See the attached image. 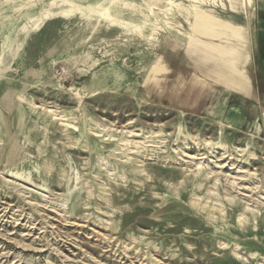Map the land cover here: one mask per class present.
<instances>
[{
    "label": "rangeland",
    "instance_id": "rangeland-1",
    "mask_svg": "<svg viewBox=\"0 0 264 264\" xmlns=\"http://www.w3.org/2000/svg\"><path fill=\"white\" fill-rule=\"evenodd\" d=\"M260 18L259 0H0V264H264V119L209 78L226 86L213 57L248 35L264 112Z\"/></svg>",
    "mask_w": 264,
    "mask_h": 264
},
{
    "label": "bare ground",
    "instance_id": "bare-ground-1",
    "mask_svg": "<svg viewBox=\"0 0 264 264\" xmlns=\"http://www.w3.org/2000/svg\"><path fill=\"white\" fill-rule=\"evenodd\" d=\"M238 28L241 30H246V32L248 31L245 27H238ZM237 42L238 43L235 47H231V52L233 53V56L228 57V56H224V55H218V56L214 55L213 58H214V60L216 59V63L219 64L218 68L220 69V74L218 75V78L221 81L225 82L226 86H228L229 88L235 89L236 91H239V92H243L247 89L246 87H247V84L249 82L247 73L243 70V66L247 62L248 50H249V46H250L251 42H250V39L248 38V35H246V37L244 39L240 38ZM188 156H187V158L191 157L193 159L192 156H190V157H188ZM223 165H225V164H223ZM241 176H242V174H241ZM242 177H244V176H242ZM19 259H20V257H19Z\"/></svg>",
    "mask_w": 264,
    "mask_h": 264
},
{
    "label": "crops",
    "instance_id": "crops-1",
    "mask_svg": "<svg viewBox=\"0 0 264 264\" xmlns=\"http://www.w3.org/2000/svg\"><path fill=\"white\" fill-rule=\"evenodd\" d=\"M260 1V3H261V18H260V33H259V37H260V40L262 41V45H263V47H264V0H259ZM247 63H248V60H247ZM247 65V64H246ZM208 76V75H207ZM215 77V75H212V77L210 76L209 78H213L214 79V81H216L219 85H220V87H222V88H225V89H228L229 91H231V93H230V97H229V100L231 99V102H232V100H241V103L240 104H238V105H236V113H237V109L239 108L240 109V111H239V116H238V118L242 121V117L240 116L241 114H244V117H243V120H245L246 122L248 121V120H250L249 119V117L248 116H250V115H248L246 112L248 111V112H251L250 114L253 116V114L254 115H256V111H258L259 112V114H261V116H262V118L264 119V112L263 111H260V110H257V107L256 106H254L253 105V108H250V106L249 105H251V103L249 102V100L251 99V97L253 96V91H254V86H253V84L251 83V80L249 79L248 81H249V83L247 84V87L246 88H248L249 87V94H243V93H240V92H238V91H235V90H233V89H230V88H228L227 86H225L224 84H222L221 82H219V81H217L214 77ZM243 97V98H242ZM222 102V100L221 101H219L217 104H220ZM248 103H250L249 105H248ZM221 104H223V103H221ZM257 105V104H256ZM231 110H233V108H231ZM243 112V113H242ZM241 117V118H240ZM237 118V119H238ZM238 119V120H239ZM257 120H260L259 118L257 119Z\"/></svg>",
    "mask_w": 264,
    "mask_h": 264
}]
</instances>
